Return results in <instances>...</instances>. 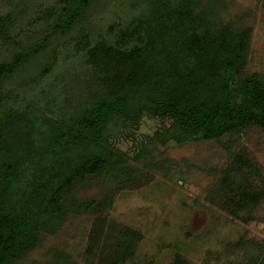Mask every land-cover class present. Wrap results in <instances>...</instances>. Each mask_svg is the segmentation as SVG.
<instances>
[{"label": "trees", "instance_id": "trees-1", "mask_svg": "<svg viewBox=\"0 0 264 264\" xmlns=\"http://www.w3.org/2000/svg\"><path fill=\"white\" fill-rule=\"evenodd\" d=\"M142 1L138 16L109 26L102 15L91 23L108 0H53L34 16L45 32L25 42L16 32L26 10L0 12V264H24L80 214L96 216L88 250L99 251L96 264L132 259L141 235L106 212L118 190L146 174L131 162L145 163L149 152L128 157L110 143L111 125L129 130L147 115L170 121L154 135L162 145L228 139L229 150L252 128L264 133V76L247 72L251 30L219 19L214 0ZM69 43L75 54L61 56ZM61 57L87 71L86 80L69 74L73 95L56 108L68 115L50 108L66 72ZM231 157L209 200L238 217L264 199V174L247 148ZM96 183L101 198L79 196ZM255 244L259 255L228 264H264V243ZM53 255L67 264L64 251Z\"/></svg>", "mask_w": 264, "mask_h": 264}, {"label": "rangeland", "instance_id": "rangeland-1", "mask_svg": "<svg viewBox=\"0 0 264 264\" xmlns=\"http://www.w3.org/2000/svg\"><path fill=\"white\" fill-rule=\"evenodd\" d=\"M141 1L108 0L106 10L97 12L91 23L94 25L101 15L109 26L131 20L141 13L145 4L144 1L143 5L140 4ZM214 1L218 3L215 10L219 19L231 22L235 29L251 30L247 72L264 76V0ZM52 2L0 0V12L18 8L26 10L27 21L20 23L16 35L22 42H25L24 37L31 41L46 30L44 22L39 23L37 19L33 22L37 8ZM63 54L74 55L73 44L63 48L61 56ZM61 59L62 62L57 63L66 72L59 79L58 86L50 91V108L55 114L68 115L69 110L60 113L56 108L62 104L65 107V99L73 95L74 82L69 74L74 73L75 77L82 76L86 80L87 71L80 59L70 62ZM65 88L68 89L66 94ZM57 94L60 95L56 100ZM169 125L170 121L147 115L137 124L128 123L129 130L111 125L114 135L110 143L128 157L134 158L142 150L149 152L145 163L131 162L139 165L148 179L145 180L144 175L137 183L118 190L106 212L113 223L129 227L141 235L134 256L126 264H173L178 257L189 264L244 263L246 255H259V247L251 242L264 243V199L256 208L249 207L236 217L223 210L221 205L211 203L209 197L220 182L219 172L228 168L232 154L242 148H247L249 156L263 168L264 174V133L258 128L248 130L231 150L224 147L228 139L221 143L198 142L179 146L169 142L162 145L154 135ZM145 164L157 169H147ZM102 195L99 183L79 192L80 197L89 200ZM247 216L253 217L252 220L246 222L244 218ZM95 218V215L85 214L69 218L56 235L46 237L42 247L24 264H54L56 251L67 253V264H96L99 251L91 254L88 251L92 245Z\"/></svg>", "mask_w": 264, "mask_h": 264}]
</instances>
